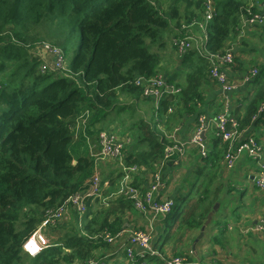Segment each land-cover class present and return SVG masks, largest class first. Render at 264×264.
I'll return each instance as SVG.
<instances>
[{
    "label": "trees",
    "instance_id": "1",
    "mask_svg": "<svg viewBox=\"0 0 264 264\" xmlns=\"http://www.w3.org/2000/svg\"><path fill=\"white\" fill-rule=\"evenodd\" d=\"M214 3L202 54L194 47L178 53L180 68L164 75L169 85L179 90L168 91L155 108L153 98L143 95L145 85L137 83L142 77L149 79L161 72V55L152 48H165L169 34L176 39L190 31L195 35L198 22L205 18L207 0H0V264H25L27 258L32 264H87L113 247L110 238L116 233L148 230L147 225L132 223L130 215L137 209L128 194L103 199L124 175L122 169L108 179L102 196L87 200L81 226L74 212L71 223H62V218L49 224L65 232L57 245L35 257L23 249L24 242L50 213L86 188L94 175V158L74 157L70 149L74 137L71 125L78 115L89 110V122L94 125L116 109L135 111L140 100H150L149 113L135 117L128 127L132 148L126 145L123 156L125 166L138 169L131 186L146 192L153 182L150 177L173 145L166 134L171 133L172 124L205 114L204 86L214 80V58L228 71L240 74L255 68L245 65L230 40L239 28L241 15H248V9H259L240 0ZM45 21L51 25L46 34L57 25L66 33V39L56 42L64 55L68 50L73 52L66 69L58 73L43 72L40 58L30 51L36 45L33 42L41 38L33 34L30 38L31 29ZM173 47L178 48V44L173 43ZM230 48L232 61L222 62ZM260 76L256 77V90L232 114L241 133L252 125L264 104V80ZM124 96L132 101L122 104ZM114 119L125 126L121 116ZM228 146L220 136L203 157L196 181L176 205L161 238L156 239L159 245L175 238L183 241L188 230L204 225L220 202L222 187L215 179L224 171ZM172 166L173 160L168 159L163 172ZM214 224L218 230L212 241L227 249L228 220ZM169 258L151 256L155 264H167ZM187 258L194 260L189 254Z\"/></svg>",
    "mask_w": 264,
    "mask_h": 264
},
{
    "label": "crops",
    "instance_id": "2",
    "mask_svg": "<svg viewBox=\"0 0 264 264\" xmlns=\"http://www.w3.org/2000/svg\"><path fill=\"white\" fill-rule=\"evenodd\" d=\"M240 1L249 7H257L261 13L264 11V0ZM246 18V14L241 15L239 28L232 36L230 43L234 50L239 52V57L246 66L259 68V73H261L260 80H264V20L251 26L246 22ZM194 32L196 36L194 43L198 42L201 47V44L207 39V35L199 28ZM167 39L168 44L163 48L162 54L160 53L161 72L165 75L171 74L175 69H179L181 63V56H179L177 50L175 51V47H172L174 50L168 48L169 45L173 46L176 39L174 34H169ZM38 58H40L42 64L46 55ZM242 73H236L230 69L228 75L233 84L231 90H225L215 80L209 81L204 86L206 100L203 112L209 121V125L199 144L193 142L198 125L195 117L185 118L177 125L178 132H176V136L186 146V154L178 166L173 165L167 172L166 170L163 172L162 186L159 189V193H157V197L160 200L167 198L175 200L187 194L188 186L190 188L198 177V165L204 164L203 157L208 155L220 137L216 120L217 115L225 111L231 115L238 112L258 87V82H255L256 77L247 80L242 77ZM121 99L122 104H129L132 101L128 96H124ZM142 102L140 100L138 104ZM153 104L155 105L154 100ZM129 110L126 107L120 110L116 109L111 113V120L115 116L123 118ZM147 113H149V109ZM86 115V111H84L72 122L74 137L73 143H71L75 152H72V150L71 152L74 157L80 155L92 156L94 158V173L101 174L106 185L108 179L114 177L122 170V161L119 157L102 155L99 132L101 130L123 128V126L118 122L121 127L116 122L110 125L108 124L110 120L106 121V119L92 125ZM124 123L126 125V122ZM130 133L128 130L124 147L128 145V148H132V145L129 144L131 141ZM248 135L257 139L261 146V155L264 161V110H259V114L255 117L252 125L248 127L238 140L242 141ZM258 166L259 160L248 153H243L236 160L233 167L224 166V171L220 172V176L215 179V182L216 185L219 184L222 187L220 202L227 197V193H230V205L226 206L227 208L222 218H218L215 222L212 220L205 230L202 227L199 230H188L184 234L183 241L180 238H175L164 245H159L156 242V239L161 238L160 233L165 228L163 222H161L165 217H156L152 213H143L137 209L130 215L132 223H139L141 226L147 225V229L149 225L152 226V232L155 236L153 247L158 253L161 252L168 258H186L187 254H189L190 257L194 258L193 261H190L192 264H264V231L258 229L264 216V188L258 187L255 181L259 173ZM151 178L152 176L150 181ZM118 182H120V179ZM90 190L91 182L80 193H86ZM95 197L97 196L89 197L88 200H92ZM74 212L79 215L77 207L74 204H69L62 223H71L75 218ZM79 218V225L81 226L82 217L79 215ZM224 219L228 220L227 249L221 244L212 241L213 235L218 230L217 225L214 223ZM40 230L53 246L61 241L65 233L63 229H54L49 225L42 226ZM129 236L130 233L126 232L113 243L112 248L104 252L106 264H155L150 258L152 255H144L137 246L133 247V258L127 254L126 248L130 244L128 242ZM180 248L184 249V253H179L178 249ZM189 248L190 250L188 251ZM32 262L31 258H27L25 264H32Z\"/></svg>",
    "mask_w": 264,
    "mask_h": 264
},
{
    "label": "built area",
    "instance_id": "3",
    "mask_svg": "<svg viewBox=\"0 0 264 264\" xmlns=\"http://www.w3.org/2000/svg\"><path fill=\"white\" fill-rule=\"evenodd\" d=\"M215 11V3L214 0H207V6L205 11V18L198 22L197 26L200 30L207 35V27L209 22L214 17ZM248 15L246 18V22L253 26L258 22H262L264 20V14L259 11H251L247 10ZM186 36L175 39L174 43L178 44L177 51L181 55L185 53L188 49L193 48V44L195 42V35L193 32H188ZM46 48L54 55V58H50L49 54L46 53V60L43 59L41 70L43 72L50 73H58L61 70L66 69L65 63V55L62 52L61 48ZM201 54L202 51L200 50ZM233 48L227 49L224 55L222 56V62H231L233 59ZM216 59V60H215ZM214 67L211 71L212 78L217 81L225 90H231L233 88V84L229 78V71L226 66H223L222 63H217V58H214ZM51 64V65H50ZM259 75V68H252L248 72H243L242 77L245 79L255 78ZM138 84H144V97H151L155 101L156 108L159 105L160 100L165 96L168 91H178L179 89H173L172 86L169 85L166 76L160 72L157 75L146 79L140 78L137 80ZM261 111L264 110V104L262 105ZM86 118L88 119L90 113L89 110L86 111ZM198 125L196 128L195 135L193 137V142L199 144L202 141V136L208 128L209 121L205 114H200L197 118ZM217 127L220 131V136L223 141L229 144L226 155H225V166L231 168L234 166L236 160L243 154L248 153L251 156H254L259 160V173L256 177V184L260 188H264V161L261 155V146L258 143L257 139L254 136H246L245 139L239 141V137L243 135V133L239 132L237 129V122L232 118V115L227 111L222 112L217 115ZM178 131V128L176 129ZM106 130H101L99 132V138L101 140V144L103 146V152L112 156H117L121 158L122 161V169L125 172L129 171L131 167L125 166L123 163V144L117 143L114 141L112 136H108L105 132ZM173 145L170 146L166 153V159L161 162L160 167H158L156 173L152 175L153 182L148 189L149 196L148 200L153 197V201L151 203L150 209L147 210L144 206V199H142L139 195V187L130 186L126 181L124 183V187L126 189V194L135 201V208L143 213H152L157 217H166L173 213V208L175 209L176 204L175 200L171 198L160 200L157 197V193H159V189L162 186V175L163 168L166 165L168 159L173 160V165L178 166L186 154V146L178 139L174 138L172 141ZM91 182V190L86 193H76L71 196L66 204L61 207L58 211L50 213L49 217L42 223L40 227L24 242L23 249L26 254L30 257H35L43 249L53 246L41 233L40 228L42 226H46L49 224H54L56 220L62 219L65 215L66 208L69 204H74L77 207L79 215L82 217L83 214L87 210V200L89 197L100 196L103 186L105 185V181L101 174L94 173L93 177L90 180ZM156 195V198H155ZM259 230L264 231V216L260 221V225L258 227ZM126 232L130 233L129 236V245L126 248L127 254L133 258V247L137 246L142 250L144 255H156L159 254L152 247V240L154 238V234L150 231L145 232L142 230L135 231H126L122 230L116 233L115 236L110 238V242H115L117 239L121 238ZM106 256H102L98 260L92 259L87 262V264H106L105 261ZM167 264H192L185 257H172L166 260ZM14 264H22V263H14Z\"/></svg>",
    "mask_w": 264,
    "mask_h": 264
},
{
    "label": "rangeland",
    "instance_id": "4",
    "mask_svg": "<svg viewBox=\"0 0 264 264\" xmlns=\"http://www.w3.org/2000/svg\"><path fill=\"white\" fill-rule=\"evenodd\" d=\"M48 28H51L50 21H45L44 23L40 24L39 26H36L33 29H31L30 38L33 37L31 34H33V35H35L37 37H41L40 39H38L39 41L33 42V43H36V45L30 50L32 52V54L34 55L35 58H36V56L37 57H41V56L43 57L44 55H46V53L49 54V57L50 58H54V55L46 48V46H48L49 48H57L59 46L56 45V42L58 40L63 41L64 39H66L65 38V36H66L65 34L66 33L64 34V32H63V30H62V28L60 26L57 25V27H55V29H54V31L52 33L46 34L47 32H49L48 31ZM35 40H37V39H35ZM172 47H173L172 45H169L168 46V48L174 50V48H172ZM193 47L194 48H197L199 50L201 49L200 44L198 42L194 43L193 44ZM61 50H62V52L64 51V49H61ZM152 50L153 51H157L158 53H161V54H162V51H164L163 49L158 50V48H156V47L152 48ZM176 50H177V48H175V51ZM65 54H66L65 55L66 56L65 57V63H66V62L69 61V59L72 58L73 52H71V51L68 50V51H66ZM44 60H46V58ZM41 65L42 64H40V67H41ZM61 71H59V72H61ZM149 106H150V100L149 99L144 100L142 103H140V104L137 105V108H136L135 111H133V110L130 111L129 110V112L124 115L123 119L125 120L126 125L123 128H117V129H114V130H106L105 131L108 136H112L113 137V139H114L115 142H117V143H120L121 142L123 144V152H122L123 153V156H124V146H125V139L127 137L128 127L135 120L134 119L135 117H138L140 114H145L144 112L145 111L146 112L148 111ZM105 119H106V121H109L110 120L108 122V124H110V125H113L115 123V121L113 119L111 120V113L109 115H107ZM105 119H103L102 121H104ZM178 124H172V129H171L172 131H171V133L166 132V134L168 135V137L170 138L171 141H173L174 138H177L176 132H178V131L176 129H177V125ZM71 129H72V126H71ZM165 131H167V130H165ZM72 132H73V129H72ZM72 143L70 145L71 146V150H72V152H75L74 151V147L72 146ZM101 151H102V155H109V154H106V153L103 152V146H102V144H101ZM109 156H111V157H117V156H112V155H109ZM164 159H162L161 162ZM120 160H121V158H120ZM137 173H138V169L136 167H131V169H129V171L125 172L124 175L120 178V182L116 183L113 187L109 188V193H108L109 195L108 194L107 195H104L103 196L104 197L103 199L106 200V199H109V198L114 197V196H122V195L125 196L126 195V189L124 187L125 181L130 186L133 185L132 182H134L135 175ZM193 180H191V181H193ZM191 187L192 186H190V188H189V186H188V189L190 190ZM189 190H188V192H189ZM229 194L230 193H227V197H225L220 202V205L218 207V210L214 214L213 222H215L216 220H218V218H222V215L224 214L225 209L227 208L226 206L230 205L231 199H230V195ZM139 195H140V197L142 199H144L145 202H147V205L144 204V206H145V208L147 210H149L150 209V206H151V203L153 201V197L151 196V199L148 200L147 199V197L149 196L148 192L147 191L146 192H141L140 187H139ZM100 196H102V195H100ZM155 198H156V195H155ZM182 199H183L182 197L179 198V202H178V199H175V204L178 206L181 203V200ZM174 211L175 210L173 208V211L172 212H174ZM170 215H169V217L167 219L161 220V222H163V224H164V227L165 226L167 227V225L170 224V222L172 221V216H170ZM136 230H141V229L138 228ZM142 231H144V230H142ZM148 231L152 232V226L149 225L148 226V230H145V232H148ZM162 231H163V229H162ZM154 238H155V236H154ZM154 238L152 240V247H153V241H155ZM178 250H179L180 253H182L184 249L180 248ZM189 250H190V248L188 249V251ZM156 255H158V254H156ZM160 255L165 256L161 252L159 253V256ZM150 258H151V256H150ZM186 259L188 260L187 256H186Z\"/></svg>",
    "mask_w": 264,
    "mask_h": 264
},
{
    "label": "water",
    "instance_id": "5",
    "mask_svg": "<svg viewBox=\"0 0 264 264\" xmlns=\"http://www.w3.org/2000/svg\"><path fill=\"white\" fill-rule=\"evenodd\" d=\"M262 13L264 14V11ZM203 136H204V134H203ZM219 205H220L219 203H216L214 205L213 210L209 213L207 220L205 221L204 225L202 226L203 230H205L206 226L209 225V223L213 220L214 214L218 210Z\"/></svg>",
    "mask_w": 264,
    "mask_h": 264
}]
</instances>
